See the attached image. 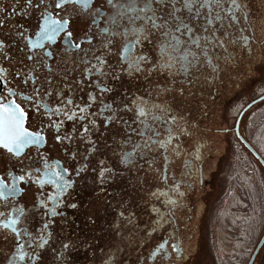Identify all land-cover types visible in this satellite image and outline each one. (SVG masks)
<instances>
[{
    "label": "flooded vegetation",
    "instance_id": "af4514ba",
    "mask_svg": "<svg viewBox=\"0 0 264 264\" xmlns=\"http://www.w3.org/2000/svg\"><path fill=\"white\" fill-rule=\"evenodd\" d=\"M248 116L264 0H0V264H222Z\"/></svg>",
    "mask_w": 264,
    "mask_h": 264
},
{
    "label": "rangeland",
    "instance_id": "374dc122",
    "mask_svg": "<svg viewBox=\"0 0 264 264\" xmlns=\"http://www.w3.org/2000/svg\"><path fill=\"white\" fill-rule=\"evenodd\" d=\"M257 110H259V108ZM251 115H253V113ZM250 116L247 117L246 122H245V131H244L245 137L244 138L246 139V136L249 137V138H247V140H248L247 142L251 143L250 145L253 149L247 148L245 146V144L240 139H237L233 134L231 135L230 141H231L232 151H231L230 158H231V164L234 163V166H232L230 174H229V178L227 179L228 189L226 192V199L223 203L222 208L216 213V216L214 219V227H213L214 215H213L212 220H211V230H210L211 243L210 244H212V242L214 240V239H212V232L214 234L213 230L215 228V232L217 233V236H218L217 237L218 242H220V247H218V250L216 252H217V256L221 260L222 264H229V263L230 264H250L251 258L253 256L254 252H256L255 251L256 247L264 235V165L260 161V158H258L256 155L257 153L259 154V152L261 150L258 147V144H255V145L253 144L254 139L252 140V138H251L252 135H253V138H255L257 136L258 131H261V130L257 129L258 124L255 125L256 127H253L252 125H250V126L248 125V121L250 119ZM262 128L263 127H261V129ZM237 143H239L240 147L242 148L241 152H236V150H235V145ZM262 153L264 154V150H262ZM237 157H238V159L236 161L235 159ZM242 176L245 177L247 184L249 185V187H247L243 190V191H245V192H243L244 194L239 189L240 188L239 183H237ZM249 193L251 194V197L253 198L252 199L253 201L251 200L252 203L249 205V207H252L251 210L254 214L253 213L250 215L248 214L247 218L248 219L250 218L253 221V223L255 222L254 223V225H255L258 221H256V220L254 221V219L257 218V216H259V215H260V219H261V214H262L263 215L262 227H261L262 232L259 236L258 241L256 242L257 237H258L257 236L258 233H256L257 229H255L254 234L253 235L251 234L248 237V239L244 240V242H246V243L248 242L250 244L247 245L246 247L245 246H242V247L239 246L238 251H234L233 247H232L233 244H231L230 242L238 241V239L240 241V238H239V236L241 235L239 232L240 227L239 226L232 227L233 222H231V221L229 223H225V219L227 217V216H225V214L229 213L227 211V208L229 207L228 205L232 201L234 194H237V196H240L239 198L244 199V196H248ZM221 202H222V199L218 203L216 211L219 208ZM253 215H255V216H253ZM219 228H220V230H219ZM223 232H225L224 235H223ZM226 235H228L229 238H232V241H230V242L226 241L228 239ZM222 238L224 239V242H223ZM221 243L226 244L225 247L227 246V248H225L224 246L222 247ZM254 243H256V244H255L254 248L252 249ZM211 246H213V244ZM213 249H215V246ZM251 249H252V251H251ZM250 251H251V253H250ZM212 252H213V255L215 256V261H216L217 259H216V255H215V250H213ZM216 264H217V261H216ZM252 264H264V245L256 253Z\"/></svg>",
    "mask_w": 264,
    "mask_h": 264
},
{
    "label": "bare ground",
    "instance_id": "6f19581e",
    "mask_svg": "<svg viewBox=\"0 0 264 264\" xmlns=\"http://www.w3.org/2000/svg\"><path fill=\"white\" fill-rule=\"evenodd\" d=\"M237 149V150H236ZM236 151L237 152H241V147H240V145H239V143H237V147H236ZM241 176V175H240ZM239 179V178H238ZM235 180V179H234ZM233 181V180H232ZM237 183H239V189L241 190V192L243 193V192H245V191H243L245 188H247V187H249V185L247 184V181H246V179H245V177L244 176H242L240 179H239V181L237 182ZM237 188V187H236ZM239 190V191H240ZM234 191V190H233ZM233 194V193H232ZM244 194V193H243ZM240 196H237V194H234V197H233V199H232V201L230 202V204L228 205L229 207L227 208V211L230 213H226L225 214V216H227L226 217V219H225V223H229L230 221L231 222H233V225H232V227H237V226H239L240 227V229L242 230L241 231V235L239 236V238H240V241H239V239H238V241H234V242H230V241H232V238H229V236L228 235H226L227 236V240L226 241H228V242H230V243H232L233 244V250L234 251H238V248H239V246H247V245H249L250 243H246V242H244V240H246V239H248V237L252 234H254V230H252L253 229V227L252 226H254V223H253V221L249 218H247L248 216H246V214H238L236 211H244V209H243V207L244 206H246V207H249V205L252 203L251 202V200L253 199L252 197H251V194L249 193V195L248 196H244V199H242V198H239ZM253 201V200H252ZM226 211V210H225ZM234 212H236V213H234ZM245 212V211H244ZM253 213V212H252ZM251 213V214H252ZM254 214V213H253ZM257 214V213H256ZM253 216H255V215H253ZM221 217V216H220ZM253 218V217H252ZM258 218V217H257ZM256 219V218H255ZM255 219H254V221H255ZM220 221V220H219ZM226 225V224H225ZM219 230H220V228H219ZM224 230V229H223ZM222 230V231H223ZM246 230V231H245ZM224 233L225 232H223V235H224ZM225 236V237H226ZM218 237V236H217ZM220 237V236H219ZM252 237V236H251ZM224 238V237H223ZM222 238V239H223ZM223 242H224V239H223ZM222 244V247L224 246L225 247V245L226 244H224V243H221ZM227 247V246H226ZM231 254V253H230ZM225 257V256H224ZM233 260V259H232Z\"/></svg>",
    "mask_w": 264,
    "mask_h": 264
},
{
    "label": "water",
    "instance_id": "95a60500",
    "mask_svg": "<svg viewBox=\"0 0 264 264\" xmlns=\"http://www.w3.org/2000/svg\"><path fill=\"white\" fill-rule=\"evenodd\" d=\"M247 145H248V144H247ZM256 155H257L258 158H260V156H259L258 154H256ZM260 161H261L262 164L264 165V161H263L261 158H260ZM263 244H264V236H263V238L261 239V242H260V244H259V246H258V248H257V251H258V249H260V247H262ZM257 251H256V253H257ZM254 257H255V255L252 257V260H251L250 264L253 263Z\"/></svg>",
    "mask_w": 264,
    "mask_h": 264
},
{
    "label": "built area",
    "instance_id": "2783aa9c",
    "mask_svg": "<svg viewBox=\"0 0 264 264\" xmlns=\"http://www.w3.org/2000/svg\"><path fill=\"white\" fill-rule=\"evenodd\" d=\"M236 146H237V144L235 145V149H236ZM237 150V149H236Z\"/></svg>",
    "mask_w": 264,
    "mask_h": 264
}]
</instances>
